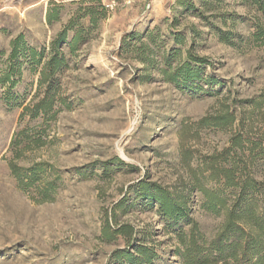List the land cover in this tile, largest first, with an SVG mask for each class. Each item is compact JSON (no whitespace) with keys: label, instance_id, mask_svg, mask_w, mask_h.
<instances>
[{"label":"rangeland","instance_id":"rangeland-1","mask_svg":"<svg viewBox=\"0 0 264 264\" xmlns=\"http://www.w3.org/2000/svg\"><path fill=\"white\" fill-rule=\"evenodd\" d=\"M77 1L0 0V68L18 36L48 46ZM100 1L107 16L66 50L49 113L23 114L46 86L27 65L9 95L0 83V264H181L176 225L137 184L179 191L195 173L215 190L210 168L225 163L220 154L236 133L264 142L263 0H118L112 9ZM60 4L49 24V8ZM166 58L170 70L188 63L199 77L167 80ZM22 129L39 145L10 149ZM204 200L190 194L188 217L211 239L224 215ZM106 222L133 235L106 238Z\"/></svg>","mask_w":264,"mask_h":264},{"label":"trees","instance_id":"trees-1","mask_svg":"<svg viewBox=\"0 0 264 264\" xmlns=\"http://www.w3.org/2000/svg\"><path fill=\"white\" fill-rule=\"evenodd\" d=\"M76 3L79 8L48 46H28L24 37L18 36L12 40L5 65L0 68V83L5 85L8 95L18 83L23 65L37 73L39 86L46 84L45 97L33 108H23V114L28 111L32 118L47 114L52 109L53 98L48 95L56 88L59 74L67 65L66 50L73 54L86 41L89 33L97 28L98 22L107 16V9L100 0H79ZM262 4L264 5V0ZM61 8H64L62 4L49 8L46 15L49 24L59 20ZM82 19L87 21L86 26L81 22ZM148 38L153 41V36ZM173 39L177 43L183 40L182 36H174ZM174 53V57H177L179 49ZM188 59L204 62L203 58L198 59L190 53ZM165 60L169 69L164 70L167 80L175 82L178 77L184 80L199 77L188 63L170 70V59ZM26 130L14 133L10 149L23 141L27 142L25 145H39L41 137L31 138ZM220 158L225 163L216 168L212 165L210 168V177L216 178L219 184L215 190L204 187L193 173L189 182L184 183L179 191L168 190L157 184L148 187L146 181H141L137 184L136 194L147 199L149 204L156 205L161 217L176 225V238L183 245L179 252L181 264H264V142L251 140L249 136L238 132L233 136L230 147L220 154ZM259 172L261 179L257 178ZM193 192L205 196L204 206L208 210L223 212L222 225L211 239L206 238L197 224L192 223L188 217L187 203ZM122 202L119 201L116 207L124 206L125 203ZM181 219L184 220L182 224L192 223L188 232L179 223ZM102 233L109 239L118 235L127 238L133 235V230L128 225L111 229L106 222ZM136 249L141 259L149 260L150 252L147 248ZM125 256L128 257L129 254L126 253Z\"/></svg>","mask_w":264,"mask_h":264},{"label":"built area","instance_id":"built-area-1","mask_svg":"<svg viewBox=\"0 0 264 264\" xmlns=\"http://www.w3.org/2000/svg\"><path fill=\"white\" fill-rule=\"evenodd\" d=\"M118 0H108L107 6L112 9L116 6Z\"/></svg>","mask_w":264,"mask_h":264}]
</instances>
